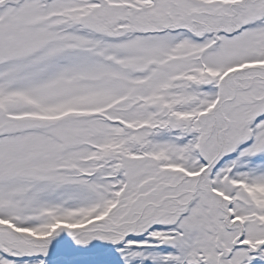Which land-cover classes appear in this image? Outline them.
<instances>
[{
    "label": "snow or ice",
    "instance_id": "1",
    "mask_svg": "<svg viewBox=\"0 0 264 264\" xmlns=\"http://www.w3.org/2000/svg\"><path fill=\"white\" fill-rule=\"evenodd\" d=\"M0 264H264V0H0Z\"/></svg>",
    "mask_w": 264,
    "mask_h": 264
}]
</instances>
